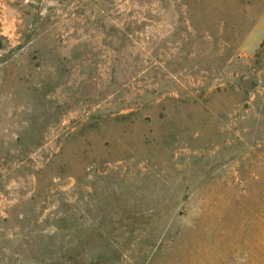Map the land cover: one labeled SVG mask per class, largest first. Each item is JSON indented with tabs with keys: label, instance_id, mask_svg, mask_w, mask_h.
<instances>
[{
	"label": "rangeland",
	"instance_id": "374dc122",
	"mask_svg": "<svg viewBox=\"0 0 264 264\" xmlns=\"http://www.w3.org/2000/svg\"><path fill=\"white\" fill-rule=\"evenodd\" d=\"M0 264H264V0H0Z\"/></svg>",
	"mask_w": 264,
	"mask_h": 264
}]
</instances>
